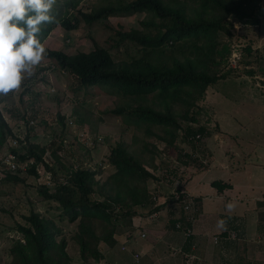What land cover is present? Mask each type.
I'll use <instances>...</instances> for the list:
<instances>
[{
	"label": "rangeland",
	"instance_id": "374dc122",
	"mask_svg": "<svg viewBox=\"0 0 264 264\" xmlns=\"http://www.w3.org/2000/svg\"><path fill=\"white\" fill-rule=\"evenodd\" d=\"M72 1L74 5L67 4V0H56L50 11L54 18L50 22L51 31L39 38L46 55L33 68L31 75H25L19 88L0 94V112L13 132V136L0 146V264H12L11 249L17 241L24 242L18 227L27 225L24 217L33 211L52 221L59 229L55 232L54 241L57 244L65 241L68 264H107L104 259L100 262L92 258L87 261L82 259L75 238L79 220L69 222L57 204L43 199L38 187L46 185L50 192H54L56 183H64L70 169H86L96 173V192L92 200L106 202L109 196L116 193L112 176L117 170L109 159L120 144L153 178L135 180L128 175V180H122V184L116 186L122 194L125 185L147 187L150 200L135 210L143 213L151 222L157 219V214L151 213L154 206L160 208L169 205L168 201L175 197V193L184 188L183 180L196 170L205 173L215 159L232 167L251 166L257 171L256 178H262L264 0L259 3L253 19L230 17L224 21L227 30L216 36L217 52L213 57H206L198 50L204 45L201 37H190L173 44L167 42L148 56L153 62L165 63H171L173 59L184 61L199 57L208 64L211 72L221 77L203 97L194 101L183 93L180 95L182 102L170 103L174 119L179 124L172 144L167 142L171 139L166 131L170 127L165 129L133 114L140 107L164 111L158 92L138 98L99 86L83 88L74 75L62 71L53 59L47 57L49 51H62L68 55L87 53L95 48L96 43L110 51L117 65H130L132 61L142 58L145 52L131 42H125L115 49L116 34L131 29L147 31L142 22L152 19V15L148 12L119 15L92 25L79 21L74 31L66 32L60 27V19H72L74 16L80 19L78 11L90 13L110 1L115 2ZM163 1L182 5L193 16L198 8L192 0ZM46 25L41 24L40 27ZM149 31L155 32L152 29ZM188 127L195 134L187 135ZM199 129L204 131L203 134L198 132ZM29 143L45 149L41 162L34 158L24 161L14 156V159L11 158L13 149L19 156L25 155ZM54 154L61 160L58 161ZM8 159L10 164L16 163L18 169L15 172H11L6 165ZM33 166L35 175L30 173ZM10 176L17 177L19 181L9 180ZM123 195L126 196L125 193ZM164 210L167 211V207ZM128 211L130 209L127 207L118 205L114 214L122 215ZM115 217L113 215V222ZM127 220L126 215L119 216L115 222L114 238L124 232L123 240L131 232L134 240L143 233L147 235L135 224L133 229L124 226ZM92 222L96 232L101 235V218H94ZM98 245L106 256L108 246L103 242ZM115 248L117 253H123L121 245Z\"/></svg>",
	"mask_w": 264,
	"mask_h": 264
},
{
	"label": "trees",
	"instance_id": "16d2710c",
	"mask_svg": "<svg viewBox=\"0 0 264 264\" xmlns=\"http://www.w3.org/2000/svg\"><path fill=\"white\" fill-rule=\"evenodd\" d=\"M192 1L198 6L194 16L189 15L184 6L163 0H115L90 13L78 11L77 15L80 19L74 16L72 19L67 17L59 20L62 30L70 32L77 28L79 21L92 25L113 16L150 13L152 19L142 22L147 31L131 29L121 30L116 34L113 45L115 49L125 42H131L140 46L145 52L142 58L132 61L130 65H117L110 51L99 47L96 43H94L95 48L87 53L68 55L62 51H49L47 57L53 59L62 71L74 75L83 88L99 86L115 90L124 96L138 98L158 92L164 111L140 107L134 110L133 114L139 119L158 124L165 129L170 127L171 129L166 130L171 137L167 142L172 144L177 136L179 124L174 119L170 103L182 102L180 95L183 93L194 101L203 97L207 89L215 85L221 77L211 72L208 64L199 57L194 60L186 58L184 61L173 59L171 63H165L153 62L148 56L167 42L173 44L190 37H201V40L204 39V45L198 50L206 57H213L217 52L216 36L219 32L227 30L224 21L230 17L239 20L253 19L255 10L262 0ZM73 2L67 0L69 5H74ZM149 29L155 32H150ZM50 31V23H47L44 28L40 27L39 38H41L40 35L46 36ZM213 60L214 58L210 62ZM128 108L131 109V107ZM186 132L187 135L195 134L189 127ZM198 132L203 134L204 131L199 129ZM12 136L13 132L9 124L0 112V146ZM27 149L26 154L22 156L17 154L16 149H13L11 153L22 161L29 158H34L37 162L43 160L44 148L29 143ZM54 156L58 161L61 160L55 154ZM109 161L117 170L112 176L115 180L116 193L114 196H109L106 202L92 200V195L96 192V173L86 169H70L65 182L56 183L54 192H50L46 186L38 187V192L43 199L57 204L69 222L74 223L79 220L78 233L75 238L84 261L89 258L96 262L103 260L104 255L99 250L98 243L103 242L108 247L114 248L117 243L114 238L115 222L119 220V216L126 215L128 220L124 221V226H131L132 218L138 214L135 209L140 205L145 206V202L151 198L147 187L133 188L125 185L126 196L118 191L117 186L122 184V180H128L126 178L128 175L135 180L145 181L153 178L141 163L127 153L123 145H118L112 151ZM34 167L30 173L35 175ZM48 169L51 170L50 167ZM9 178V180L19 181L17 177L10 176ZM117 181L119 183H116ZM212 186L220 192L230 188L219 181L214 182ZM153 200L156 201L155 198ZM171 201L178 204L175 198ZM118 205L125 206L130 211L122 215L114 214ZM113 215L116 216L114 222L112 221ZM94 218L102 220L101 235L93 227ZM24 220L27 225L18 227V232L23 236L24 242L17 241L11 249L12 264H68L69 257L65 252V241L62 240L59 244L54 241L55 232L59 231L55 224L35 211L24 217Z\"/></svg>",
	"mask_w": 264,
	"mask_h": 264
},
{
	"label": "crops",
	"instance_id": "0c3cea01",
	"mask_svg": "<svg viewBox=\"0 0 264 264\" xmlns=\"http://www.w3.org/2000/svg\"><path fill=\"white\" fill-rule=\"evenodd\" d=\"M194 172L183 180V189L198 204L194 233L184 235L186 218L179 203L154 206L155 221L139 212L129 227L135 224L147 237L117 253L115 247L125 241V232L118 234L116 246L107 247L106 256L103 253L107 264H264V169L259 179L251 166L232 167L215 159L205 173ZM216 181L230 188L220 192L212 186ZM180 222L182 229L176 226ZM188 257L193 260L187 262Z\"/></svg>",
	"mask_w": 264,
	"mask_h": 264
},
{
	"label": "clouds",
	"instance_id": "9594fccd",
	"mask_svg": "<svg viewBox=\"0 0 264 264\" xmlns=\"http://www.w3.org/2000/svg\"><path fill=\"white\" fill-rule=\"evenodd\" d=\"M55 2L0 0V94L19 88L46 55L38 34L41 24L54 19L50 11Z\"/></svg>",
	"mask_w": 264,
	"mask_h": 264
},
{
	"label": "built area",
	"instance_id": "2783aa9c",
	"mask_svg": "<svg viewBox=\"0 0 264 264\" xmlns=\"http://www.w3.org/2000/svg\"><path fill=\"white\" fill-rule=\"evenodd\" d=\"M200 136L198 135L197 138H199ZM14 144H17L16 142H14ZM11 158L14 159V155L11 153ZM14 156V157H13ZM16 159V158H15ZM6 165L9 167V170L11 172H15L18 168L16 163H9V159L6 162ZM46 186V185H43ZM176 201L179 203L180 205V209L182 210V212H184L185 214V220H186V225L183 228L184 230V235L186 237H190L194 232H193V225L196 222V216L198 215V204L197 202L193 199V197H191V195L189 193H187L184 189L178 191V193H175V197ZM182 222L178 223L176 226L177 228H181L182 229ZM133 232H131V234L127 235L126 240L123 242L122 245V250L126 251L129 243L131 241L134 240L133 238ZM147 237L146 233L141 234L142 239H145ZM135 258L138 261L140 256L138 254H135ZM193 260L192 257H188V261L187 262H191Z\"/></svg>",
	"mask_w": 264,
	"mask_h": 264
}]
</instances>
